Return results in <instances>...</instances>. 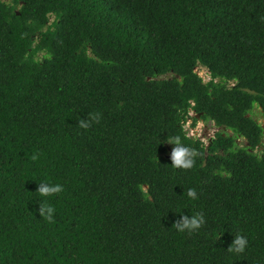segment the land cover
<instances>
[{"label":"trees","instance_id":"16d2710c","mask_svg":"<svg viewBox=\"0 0 264 264\" xmlns=\"http://www.w3.org/2000/svg\"><path fill=\"white\" fill-rule=\"evenodd\" d=\"M256 106L264 0H0V264H264ZM189 109L220 129L208 145ZM176 136L191 169L172 165ZM45 180L64 192L41 197Z\"/></svg>","mask_w":264,"mask_h":264},{"label":"clouds","instance_id":"9594fccd","mask_svg":"<svg viewBox=\"0 0 264 264\" xmlns=\"http://www.w3.org/2000/svg\"><path fill=\"white\" fill-rule=\"evenodd\" d=\"M200 77V76H199ZM210 78V77H209ZM100 120V114H90L85 119H80L79 127L82 129H89L92 124L98 123ZM214 124V123H213ZM168 144L174 145L173 151L171 153V161L172 165L178 169H191L194 165V158L197 155L194 149L185 146L181 138L176 136L171 138L167 141ZM41 197L48 198L55 195H58L64 192V187L60 183H53L51 181L45 180L42 181L38 185V189L36 191ZM187 196L193 200L197 198V193L195 189H189L187 192ZM39 216L43 217L48 223H54V217L56 213V209L48 203H42L38 207ZM205 218L202 214L197 213L196 215L189 217V216H182V222L178 220L175 224L176 230L178 232L184 231H196L199 230L205 224ZM248 246L247 237L243 235H236L234 242L228 248L230 253L234 254H243Z\"/></svg>","mask_w":264,"mask_h":264},{"label":"rangeland","instance_id":"374dc122","mask_svg":"<svg viewBox=\"0 0 264 264\" xmlns=\"http://www.w3.org/2000/svg\"><path fill=\"white\" fill-rule=\"evenodd\" d=\"M2 1L5 3H10V0H2ZM196 71L199 74V76L203 79L204 82H208L209 74L204 68L199 67L198 69H196ZM251 117L262 127V129L264 131V119L262 117L261 109L259 107L256 106L253 109V111L251 113ZM197 119L199 120V122H196L197 126L195 125L196 126L195 128L198 129L197 135H199V137L206 139V137L213 136L214 134H216L220 131V129L217 128L213 123L204 122V121L200 120L198 116H197ZM199 126H200V128H199ZM227 133L229 135H231L230 131H227ZM237 143H238V145H240L242 147L248 146L246 141L242 138L238 139ZM263 149H264V132H263L262 145L255 151V153L260 155Z\"/></svg>","mask_w":264,"mask_h":264},{"label":"built area","instance_id":"2783aa9c","mask_svg":"<svg viewBox=\"0 0 264 264\" xmlns=\"http://www.w3.org/2000/svg\"><path fill=\"white\" fill-rule=\"evenodd\" d=\"M196 73H197V71H196ZM209 80H210V78H209ZM192 106H193V104H192ZM194 118H197L196 113L194 112L193 109H189L187 120L184 123V131H185L187 137L193 138V139H199L205 145H208V143L215 137V134L213 136L206 137V139L202 138V137H199V135H197L198 129L195 128L197 125L195 124L196 126L195 125L193 126V124H194V120L193 119ZM196 122H199V120L197 119ZM199 128H200V126H199Z\"/></svg>","mask_w":264,"mask_h":264}]
</instances>
